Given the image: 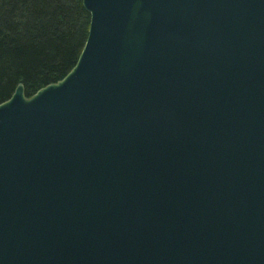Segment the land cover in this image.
Wrapping results in <instances>:
<instances>
[{
  "label": "water",
  "instance_id": "95a60500",
  "mask_svg": "<svg viewBox=\"0 0 264 264\" xmlns=\"http://www.w3.org/2000/svg\"><path fill=\"white\" fill-rule=\"evenodd\" d=\"M82 3L0 104V264H264V0Z\"/></svg>",
  "mask_w": 264,
  "mask_h": 264
},
{
  "label": "trees",
  "instance_id": "16d2710c",
  "mask_svg": "<svg viewBox=\"0 0 264 264\" xmlns=\"http://www.w3.org/2000/svg\"><path fill=\"white\" fill-rule=\"evenodd\" d=\"M90 15L82 0H0V104L21 84L30 97L73 68Z\"/></svg>",
  "mask_w": 264,
  "mask_h": 264
}]
</instances>
